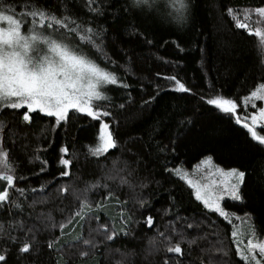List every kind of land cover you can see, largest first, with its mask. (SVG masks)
<instances>
[{
	"label": "trees",
	"instance_id": "1",
	"mask_svg": "<svg viewBox=\"0 0 264 264\" xmlns=\"http://www.w3.org/2000/svg\"><path fill=\"white\" fill-rule=\"evenodd\" d=\"M187 5L185 19L177 23L170 0L148 5L0 0V10L16 16L39 9L74 21L69 28L78 31L54 26L48 32L67 33L66 43L119 81L103 89L109 99L99 102V111L107 116L79 120L80 126L96 120L109 125L116 146L102 155L90 152L92 144L67 147L57 158L50 152L56 118L37 110L21 121L23 153L32 171L7 189L0 181V189L8 191L0 202V255L5 257L0 264L259 261L257 249L249 251L245 241L264 239V145L244 125L252 127L249 119L262 107L261 100L245 101L264 84V47L250 34L253 24L249 29L236 24L246 23L241 12L264 7V0H187ZM29 27L26 23L24 31ZM85 28L98 33L91 43L81 39ZM170 77L189 91H177ZM218 97L234 101L236 112L207 102ZM6 108L0 107V118ZM262 125L255 127L260 135ZM208 157L225 171L245 173L241 198L223 201L224 218L205 209L177 175ZM65 159L69 165L61 163ZM245 219L251 231L238 242L234 229L239 231ZM177 245L181 252L169 251ZM25 246L29 251H22Z\"/></svg>",
	"mask_w": 264,
	"mask_h": 264
},
{
	"label": "snow or ice",
	"instance_id": "2",
	"mask_svg": "<svg viewBox=\"0 0 264 264\" xmlns=\"http://www.w3.org/2000/svg\"><path fill=\"white\" fill-rule=\"evenodd\" d=\"M134 2L137 5L149 4V0H134ZM170 3L175 12L174 19L182 22L188 9L187 0H170ZM256 11L259 17H264V7ZM28 16L36 19L29 20ZM26 23L30 25L27 32L24 31ZM70 23L74 24L75 22L51 16L39 9L30 10L20 16L14 15L13 12L0 10V107L26 108L28 112L39 110L48 116L55 117L57 123L66 120L70 110L79 111L95 119L109 114L99 111V102L109 99L102 89L109 84H118V77L100 67L81 48L66 43L67 33L54 37L48 32V29H52L54 26L69 29V31L79 30L78 27L70 29ZM258 23L264 24V20H258ZM236 26L249 29L247 23L239 21ZM249 30L250 34L258 37V44L264 47V31L260 27ZM83 31L85 35L81 39L89 43L92 42L94 35H98V33H93L91 28H85ZM169 79L175 82L177 91H189L175 77ZM124 86L127 87V85ZM252 98L264 101V84L253 91L245 103ZM207 102L225 113H235L237 110V104L231 99L218 97L209 99ZM259 118L264 120V109L259 112ZM24 119L27 121L30 116L25 114ZM239 119L237 117L238 122ZM256 120L257 117H252V127H249L247 123L244 126L248 128L249 134L254 140L264 145V135L258 134L255 130ZM115 146L109 125L103 123L98 134L97 144L90 147L89 150L93 155H102ZM64 151L66 152L67 149ZM61 163L69 165L70 161L65 159ZM201 166L209 169L215 167L211 157L201 161L197 168L199 169ZM215 172L232 178L229 186L224 190L231 198L240 199L239 188L244 181L245 173L236 169L225 171L219 167H215ZM13 173L14 168L7 161V154L0 149V181L6 182V189L14 186ZM177 174L180 175L181 170L178 169ZM64 175H67V172ZM188 183L193 184V181L189 180ZM196 197L201 199L206 206L218 211L220 215H226L217 203L219 197L205 198L201 195L199 187H197ZM7 199L8 191L0 192V202ZM80 214V212L76 213V215ZM149 223H151V218H149ZM257 248L259 253L264 255V243L258 242L250 245L249 251L254 252ZM22 251H29L28 246L22 248ZM169 251L179 253L181 248L177 245L170 248ZM4 259L5 257L0 255V261ZM243 259L250 262L255 261L254 256H244ZM255 264H259V261H255Z\"/></svg>",
	"mask_w": 264,
	"mask_h": 264
},
{
	"label": "rangeland",
	"instance_id": "3",
	"mask_svg": "<svg viewBox=\"0 0 264 264\" xmlns=\"http://www.w3.org/2000/svg\"><path fill=\"white\" fill-rule=\"evenodd\" d=\"M239 17L241 18V20H243V22H246L247 24H253L254 27H260L261 30H264V24L258 23V20H264V17H259L257 11H244L239 14ZM246 17L247 19H245ZM262 102V107L255 115L252 116L257 117L256 125H258L259 123L264 124V120L259 118V112L264 109V101ZM28 113L29 112L26 108L12 109L8 107L6 108L5 113L0 118V149H2L3 152L7 154V161L14 168L13 174L15 179L25 177L32 171L27 157L23 153V143L21 137V121L23 120L24 115ZM81 115L86 114L79 111L70 110L67 119L64 121H60L57 124L55 137L50 151L53 156L60 158L62 155L61 152L67 147L71 148L72 146L97 144L98 134L104 122L96 120L94 123L80 126L79 120ZM252 117L249 119V121L251 122ZM250 126L251 125H249V127ZM197 166L191 170L179 169L181 170V174L177 175L192 189L195 197L197 187H199L201 195L205 198L212 197L213 199H215L216 197H219L217 203L219 204L221 210H223L227 214L228 212L225 209L223 201H236V199L231 198L228 195V192L224 190L225 187L229 186L232 178L223 176L220 173L215 172L216 166L211 169L205 168L203 166L198 169ZM184 173H186L187 175L184 176ZM189 180L193 181V184H189ZM193 185L196 186L194 187ZM0 192H2L1 189ZM197 200L202 203L205 209L214 213L215 215L221 218H224L226 216H222L218 211H215L213 210V208L206 206L201 199ZM239 223L241 224V228L239 231H235L234 229V235L236 237V241L244 242L245 238H248V232L251 231V225L248 219H245L244 221ZM252 240L253 236H250L245 241V245L250 247V245L256 244L258 242L264 243V239L263 241H260L258 239L254 241ZM257 254L260 255L258 258L259 262L261 264L264 263V255H261L259 253L258 248Z\"/></svg>",
	"mask_w": 264,
	"mask_h": 264
},
{
	"label": "clouds",
	"instance_id": "4",
	"mask_svg": "<svg viewBox=\"0 0 264 264\" xmlns=\"http://www.w3.org/2000/svg\"><path fill=\"white\" fill-rule=\"evenodd\" d=\"M177 23H180V22H178V21H176Z\"/></svg>",
	"mask_w": 264,
	"mask_h": 264
}]
</instances>
